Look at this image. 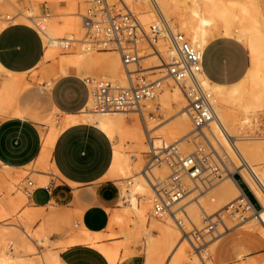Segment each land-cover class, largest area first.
<instances>
[{"label": "bare ground", "instance_id": "1", "mask_svg": "<svg viewBox=\"0 0 264 264\" xmlns=\"http://www.w3.org/2000/svg\"><path fill=\"white\" fill-rule=\"evenodd\" d=\"M47 0H0V30L9 23L21 22L33 26L41 35L44 44L43 59L53 58L59 49H68L70 53L60 55L58 70L66 72L68 66H75L81 72L80 76L90 90V80L102 79L114 85H126L127 76L123 70L120 54L117 50L97 48L84 34L81 15L86 12L85 0H63L69 6L70 12L57 14H39L41 2ZM52 1V0H48ZM137 14L140 25L146 31L156 17L147 0H120ZM110 4H113L108 0ZM160 14L169 22L173 31H181L189 38L190 43L201 52L202 79L211 94L212 104L216 118L209 123L205 132L216 148V156L224 168V176L216 184L205 187L203 190L198 179L194 185L187 182L184 193L173 207L172 214L154 215L151 203L153 201L152 183L167 179L169 173L163 163L167 149L177 145L185 152H189L191 142L194 145L199 137L192 133V125L187 112V102L181 89L165 73L162 87L152 100L157 113L164 116V120L172 118L166 124L156 123L157 116L147 114L149 122L145 121L142 113L132 112H93L91 94L85 106L76 114H67L54 108L56 122L36 112L21 108L18 104V93L21 89L17 76L8 78L0 76V112L14 115H26L38 120L41 125V150L33 162L44 166L63 178L56 169L51 153L58 134L68 125L77 122H87L96 125L113 140V157L107 178L113 179L120 186L119 207L110 210L107 228L120 224V233L127 238H132L129 224L137 220L138 227L148 224L149 215L152 222L140 231L145 236L143 245L144 264H221L223 257L228 253L240 258L248 250L250 243L241 242L240 237L230 239L227 247L216 243L229 232V227L210 234L213 237L206 248L200 243L205 232L198 229L201 222L199 211L209 219L211 224H216V219L211 213L225 208L234 199L246 194L238 186L233 173L242 176L249 189L259 202L261 209L253 207L251 213H246L245 231L243 233L253 236H264V167L257 166L258 161L264 162V143L257 140L245 129L250 126L251 116L264 107V8L260 0H156ZM26 7H19L24 6ZM84 7V13L75 9ZM18 6V7H17ZM14 9L15 11L13 12ZM2 11V12H1ZM80 19V20H79ZM42 24V28L38 25ZM226 39L235 38L244 43L250 53V65L245 74L232 83H223L213 80L205 69V57L209 55L211 42L216 37ZM165 40L160 39L154 52L150 48L139 47L140 66L152 71H164L170 51ZM209 57V56H208ZM131 68V66H130ZM154 68V69H153ZM4 71L0 66V74ZM162 123V122H161ZM164 123V122H163ZM159 124V126H157ZM264 139V138H263ZM146 140L147 144L144 143ZM130 148L129 151L124 150ZM148 149L153 158L152 163L143 164L141 153ZM191 153L187 155L190 156ZM223 155L231 164L229 167L223 161ZM222 157V158H221ZM27 166V165H26ZM0 164V178H6L9 188L26 184L25 178H20L18 173L11 174L10 170H23ZM41 178L26 200L31 207L34 193L47 187L45 174ZM217 180V181H218ZM17 183V184H16ZM203 183V182H202ZM17 189V188H16ZM199 191V194L193 195ZM200 195V196H198ZM247 199V198H246ZM17 200V199H16ZM24 197L18 196V204ZM48 205L51 202L47 203ZM11 206L16 207L17 202L11 201ZM150 206V207H149ZM53 207V206H51ZM41 208V207H39ZM149 211V212H148ZM178 211V212H177ZM178 213L183 215L178 216ZM32 213L17 214L11 222L2 223L0 227V264H60L58 251L65 247L80 243L98 250L107 259L109 264H116L121 256L120 243L103 241L102 232H93L85 228L80 220V215L75 216L73 228L68 237L59 242H51L46 227L59 219H67V215L56 214L52 216L53 222L46 221V227H31L22 215L30 216ZM10 215L9 212L0 213V218ZM27 219L29 217H26ZM31 218V217H30ZM154 218H163L157 223ZM6 218H4L5 220ZM180 221V224L177 222ZM224 221V220H223ZM67 222V221H65ZM190 226V229L188 228ZM192 227V228H191ZM193 229L192 236L189 234ZM198 233V235L196 234ZM57 245L53 247L52 245ZM43 248L37 259L30 256L37 248ZM238 264H260L253 256L242 259Z\"/></svg>", "mask_w": 264, "mask_h": 264}, {"label": "crops", "instance_id": "2", "mask_svg": "<svg viewBox=\"0 0 264 264\" xmlns=\"http://www.w3.org/2000/svg\"><path fill=\"white\" fill-rule=\"evenodd\" d=\"M228 45L229 60L235 58L234 45L230 39L216 37L211 42L209 58L205 64L208 75L220 82L223 74L220 67V52ZM231 50V53H230ZM44 44L35 27L21 22L9 23L0 30V76L25 77L28 83L33 71H40V82L33 83L21 98V108L28 99V109L43 116V106L56 108L67 114L78 113L87 103L90 90L76 68L60 73L57 66L43 61ZM230 75L235 68L228 69ZM47 81L49 83H47ZM41 150V125L38 120L26 115L0 112V164L20 168L34 162ZM113 157V140L96 125L77 122L66 126L57 136L51 158L63 177L61 186L39 189L34 193L35 208L48 202L67 208H82L80 220L85 228L93 232H105L110 210L118 208L120 186L107 178ZM235 180L253 203L254 195L239 177ZM64 233L49 237L51 242L63 241ZM60 264H109L98 250L85 244H72L58 251ZM144 256L133 253L116 264H144Z\"/></svg>", "mask_w": 264, "mask_h": 264}, {"label": "built area", "instance_id": "3", "mask_svg": "<svg viewBox=\"0 0 264 264\" xmlns=\"http://www.w3.org/2000/svg\"><path fill=\"white\" fill-rule=\"evenodd\" d=\"M147 2L156 17L147 31L140 25L137 14L120 0L113 4H110L108 0H85L86 12L81 15V23L84 34L89 37L93 46L119 52L123 70L127 76L126 85H114L102 79L90 80L89 109L93 112L136 111L143 112L144 115L143 110L160 91L165 76L148 78V74H153L154 71L151 70L152 68L143 69L140 66L138 45L144 41L152 52L160 39L165 40L168 45L170 55L163 66V73L181 89L187 102L186 108L192 133L199 137V141L195 144V149L190 156L181 153L176 144L167 149L163 160L170 169V173L164 181L159 182L156 179L152 183V211L157 216L173 213L172 207L181 200L185 191L183 184L188 176L191 178L189 180H196L206 170L212 179L218 180L224 168L212 159L217 154L216 148L205 133L208 132L207 127L216 115L211 94L202 79L201 52L182 32L171 29L169 22L160 14L156 0H147ZM42 27V24L38 25V28ZM148 114L151 115V112ZM239 177L246 184L240 174ZM246 186L248 187L247 184ZM33 188L34 182L26 178V184L23 186L24 193L29 195ZM246 198L240 196L227 204L214 216L216 224H211L208 218L204 219L205 233L217 234L214 227L217 228L219 223H223L225 217H230L237 223L243 222L246 213L251 212V207L254 206L249 197ZM177 222L180 224L179 220Z\"/></svg>", "mask_w": 264, "mask_h": 264}, {"label": "rangeland", "instance_id": "4", "mask_svg": "<svg viewBox=\"0 0 264 264\" xmlns=\"http://www.w3.org/2000/svg\"><path fill=\"white\" fill-rule=\"evenodd\" d=\"M109 1L112 3H116L117 0H109ZM223 1L227 2V0H223ZM260 2H261V6L264 8V0H260ZM39 6H40L39 14H43V15H45V14H57L56 16L58 18L61 17V13L70 12L67 2L63 1V0H52V1L47 0V1L41 2V4H39ZM19 7L23 8V7H26V5L19 6ZM84 7H85V5L78 7V9L76 8L75 11L78 13H84ZM11 10H13V12L15 11L13 8ZM177 31L181 32L179 30H177ZM182 33L186 36V34L184 32H182ZM218 37H220V36H218ZM186 38L189 40V38L187 36H186ZM230 40L234 43V45H229V48L231 47L235 51V58L233 59V61L229 60V57L231 55L228 56V45H225V48H222L221 52H220V67H221V69H222L221 71L223 73L220 76V80H221L220 82H223V83H232V82L236 81L238 78H241L245 74L246 70L248 69V67L250 65V53H249L248 48L240 40H237L235 38H231ZM96 47L99 48V46H96ZM139 47L150 48L147 45V43L144 41L138 45V48ZM67 53H70L68 49H59L57 54L53 58H48L45 60L43 59V61L41 62L40 65H43L45 63H50L51 65L58 67V59L60 58V55H66ZM230 53H231V50H230ZM208 56L209 55L207 54V56L205 57V62L208 60V58H209ZM233 67L235 68V74L230 75L228 72V69L231 70V69H233ZM68 68H75V66L70 65V66H68ZM68 70H71V69H68ZM39 72L40 71L38 70V71H33L31 73V76L29 77V80H32L31 83H28L25 80V77H22V80H20L21 89L18 93V103L19 104L21 102L22 96L31 87H33V83L41 81V76H38L36 78V74H38ZM162 73H163V71H154L153 74L152 73L148 74V78L154 79L156 77H160ZM170 80H172V79H170ZM47 83H49V82L47 81ZM152 102L153 101H150L149 103H147L146 109L143 110L145 121L147 123L149 122L147 114L149 112H151V115L154 116L155 112L157 113V111H155V108L153 107ZM23 104H24L25 108H27L29 106L28 99ZM40 104H41V106H43V108H42L43 109V116L46 117L47 119L51 120V123H55L56 122V119H55L56 115L54 114V112H55L54 108L53 107L48 108L46 106L45 101L39 102V105ZM156 115L157 116H154L156 118L155 122L156 123L160 122V125L166 124L172 120V118H170V119L165 121L164 116L161 113H159V114L157 113ZM157 126H159V124ZM245 132L250 134L255 139L259 138L257 140H252V141L264 143V139H263L264 138V107L262 109L258 110L257 112H255V114H253L251 116L250 126L245 129ZM198 141L199 140H197V142ZM144 143L147 144L146 140H144ZM194 149H195L194 142H191V148H190L189 152H185L181 148V153H183L184 155H187L188 153H191L192 151H194ZM124 150L129 151L130 148H125ZM141 157H142L144 165H148V164L152 163L153 158H154L152 156V153L148 149H145V151L143 153H141ZM212 159L217 161L219 163V166L222 167L221 161L219 160L218 156L215 155L212 157ZM223 161L229 167H231L230 162L228 161V159H226V157L224 155H223ZM163 163L167 166V164L165 163L164 160H163ZM257 166H259L262 169L264 167V162L258 161ZM167 168H168V166H167ZM22 169L23 170H13V171L10 170V173L11 174L18 173L20 175V178H25V179L28 178V179L32 180L35 184H37L39 181V178H41V175H39V174L43 173L46 175L45 180H44L45 185H47L49 183V181H52V182H54L55 188L61 186V180H62L61 177L59 175H57L56 173L52 174L51 171L48 170L47 168H45L44 166H41L39 164L32 162ZM168 173H170L169 168H168ZM224 174L225 173L222 172L221 176L223 177ZM201 177H202V179L199 180V185L201 186L202 190L205 187H208L210 185H213V184H216L217 182H219V180L217 181V179H212V177L208 174V172L206 170L203 171ZM233 177L238 178L239 174L237 172H234ZM239 179L242 181V179L240 177H239ZM187 183L192 184V185L195 184L193 182V180H190V182L188 181ZM16 188H9L8 180L6 178H0V213H2L4 211L10 213V215H7L6 217L0 218V227L2 226L1 225L2 223L13 221L14 217L17 214H23V212L32 213L30 216H26V215H22V216L24 218L23 220H27V223L31 227H34V228H36V227L39 228L40 226L46 227L45 222L47 220L48 221L51 220L50 222H53V219H52L53 215H56V214L67 215L68 216L67 219H65V220L59 219L58 222L55 221V223H53V225L49 224L46 227V229H47V231L51 229V231L49 233L47 232L48 239L51 235H53L55 233H64L65 236L68 237L69 232L73 228H75V224H74L75 216L80 214L82 208L75 207V208L71 209V208H67L65 206H57L54 203H52L50 205L42 206L41 208H34V207H31L30 204L27 202L26 194L24 193L23 188L21 186H18V185H16ZM248 190L250 191L249 188H248ZM197 194H199V191L195 192L193 195H197ZM19 195H21L22 197L25 198V200H23L20 204H18V196ZM198 196H200V195H198ZM14 200H15V202H17L16 207L10 205L11 201H14ZM119 205L120 204H118V207H119ZM51 206H53V207H51ZM151 208H152V203H151ZM172 208H174V207H172ZM254 208L256 210L261 209V206H260L259 202L256 200V198H255V202H254ZM223 209L224 208H220L219 210L216 211V213L213 212L210 215L216 216ZM248 213L250 214L251 212H248ZM147 215H149V217H147L148 218V224H147V220H146V223H144L143 226L141 225L140 227H138L137 220L132 221L129 224V227L132 228L131 230L132 231L134 230L133 231L134 235L132 238H127V237H125V235L120 233L119 232L120 231V224H116V225H114V227L107 228V231L103 232V236H102L103 241L111 242V243H120L121 256L122 255H130L133 253H139V254L144 256L143 245H144L146 239H145V236L142 233H140V231L143 230L146 225H149L152 222L151 220H153V217L151 216L150 213ZM178 216L182 217L183 215H181V213H178ZM26 217H29V218L27 219ZM199 217L201 218V222H200L199 226H197V227H198V229L201 230V228L205 227V222H204L205 220L204 219H206V217L200 211H199ZM4 218H6V219L4 220ZM154 219L156 220L157 223H160L163 220V218H154ZM223 220H224L223 223H219V225H218L219 231L225 230L226 227H229L230 229H229V232L226 233L216 243V245L221 246V247H223V246L227 247L228 246L227 244H228V242H230V239H233L236 237H240L241 242L246 241L245 243H250V244L247 245L248 250L244 253V255H242V257H240V258L234 257V256H232V253L229 252L227 256L223 257V259L220 263L221 264H238L239 262L242 261V259H245L248 256H253L254 258L257 259V261L260 264H264V236H261L260 234H254L253 236H249L248 234L243 233L246 229L245 223H243V222L237 223L236 220H233L230 217H225ZM65 221H67V222H65ZM188 228L190 229V226ZM192 232H196V230L193 229V231H191L189 234L191 235ZM200 232H204V229H202ZM196 234L198 235V233H196ZM203 237H205V238L200 239V243L202 245L205 244L208 240H211V238L213 236L210 235L209 233H205V235ZM210 242L208 241V243L203 245V248H206ZM52 246L57 247L56 244L52 245ZM42 250H43V248L37 247L33 251V254L30 256V258L31 259H37L39 257V252Z\"/></svg>", "mask_w": 264, "mask_h": 264}]
</instances>
